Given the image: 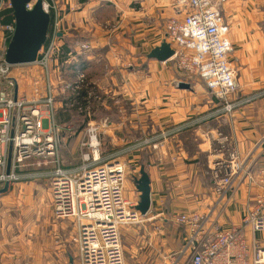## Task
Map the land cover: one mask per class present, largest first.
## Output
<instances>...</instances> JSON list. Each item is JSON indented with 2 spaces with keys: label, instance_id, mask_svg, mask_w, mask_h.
I'll list each match as a JSON object with an SVG mask.
<instances>
[{
  "label": "crops",
  "instance_id": "obj_1",
  "mask_svg": "<svg viewBox=\"0 0 264 264\" xmlns=\"http://www.w3.org/2000/svg\"><path fill=\"white\" fill-rule=\"evenodd\" d=\"M46 2L58 14V43L68 53V62L54 75L57 100L72 94L62 90L59 76L73 82L80 70L100 91H108V106L111 95L117 101L130 102V111H122L121 117L111 121L107 107L103 117L97 116L96 121L108 118L106 131H115L109 134L110 150H117L118 154L120 148H132L122 160L135 157L139 170L144 166L142 158L146 161L145 169L151 179L149 214L153 220L170 223L178 231L174 250L182 246L186 234L171 222L175 213L189 212L205 202L213 208L209 220L218 224L215 226L240 224L256 187L249 190L241 184L229 191L230 200L224 205L225 198L219 201L213 191L211 170L217 158L225 157L226 148L239 149L243 156H248L258 147L251 158L255 166L264 167V0H214L230 25V68L238 80L236 97L254 96L231 114L223 111V104L201 79L188 80L172 61L146 56L167 40L166 24L174 14L175 0ZM2 19L0 15V37L7 25ZM84 43L91 46L87 52L81 50ZM181 82L190 87L181 88ZM62 109L59 106L57 119L69 125L66 116L74 111L63 112L60 117ZM77 136L81 141V135ZM223 137L227 141L221 154L219 144ZM146 140L148 144L143 143ZM27 179L41 182L45 178ZM16 186L9 185L8 191L0 192V216L5 217L2 223L0 220V264H80L74 242L76 220H33L32 232L26 239L13 233L18 221L9 220L8 199L19 188ZM19 189L36 192L39 186L33 183ZM126 230L129 229L124 228L123 232ZM257 237L264 240L260 233Z\"/></svg>",
  "mask_w": 264,
  "mask_h": 264
},
{
  "label": "built area",
  "instance_id": "obj_2",
  "mask_svg": "<svg viewBox=\"0 0 264 264\" xmlns=\"http://www.w3.org/2000/svg\"><path fill=\"white\" fill-rule=\"evenodd\" d=\"M33 6L34 1L26 5L27 9ZM46 8L54 14L52 36L37 62L29 64L42 70L31 92L22 86L18 75L25 65H10L5 59L14 23L5 25L0 37V190L6 183L12 185L27 177L47 178L55 218L77 221L74 242L80 264H127L124 228L141 229L153 222V217L138 210V197L125 196L127 165L117 155L102 154L100 128L110 122L108 118L96 121V107L100 103L106 106L108 101L102 98L108 99V91H100L85 71L78 70L73 82L59 76L62 90L72 94L64 93L61 101L57 100L54 75L68 61L58 43V14L47 2ZM3 9H12L10 0H0V12ZM229 33L230 25L214 0H175L174 14L166 24L167 41L174 49L168 61L188 80L201 79L223 104V111L231 114L254 96L236 97L238 85L230 68L233 46ZM90 48L89 43L81 45L83 52ZM59 106L91 119L80 141L81 163L74 168L62 162L58 130L64 129L67 136L72 126L58 121ZM226 141L225 137L220 140L221 154ZM257 148L248 156L239 149L226 148L225 157L212 164L213 191L219 201L225 198L224 205L230 200L229 191L241 184L249 190L256 187L240 224L215 226L218 224L209 220L213 208L201 203L172 217L173 225L186 233L178 250H158L155 260L134 264H264V240L257 237L259 233L264 236V167L255 166L251 158ZM155 229L161 232L163 225L157 224Z\"/></svg>",
  "mask_w": 264,
  "mask_h": 264
},
{
  "label": "rangeland",
  "instance_id": "obj_3",
  "mask_svg": "<svg viewBox=\"0 0 264 264\" xmlns=\"http://www.w3.org/2000/svg\"><path fill=\"white\" fill-rule=\"evenodd\" d=\"M50 36H52V30H50ZM13 74L17 75V70ZM18 75L22 86L25 89L29 88V92H31V86L33 85L34 79L41 77L42 70L35 65H25L20 68ZM26 76L28 77L27 80ZM106 98L107 97L103 96L102 100L106 102ZM108 105L109 102L106 103L105 107L104 104L101 103L99 106L96 105V110H98L97 116L103 117V109L110 107L111 121L121 117L122 111L128 113L132 107L130 102L117 101V98L112 95L110 96V106ZM66 117L68 118L67 121H70L69 123L72 127L70 129V134L65 137L66 140L60 145L62 162L66 166H77V164L80 163V137L77 135H81L82 138L86 136L91 119L84 114H76L74 112ZM107 129V126L100 128L103 143L102 154L105 156L111 151L110 154L117 155V157H120V160L127 165L124 194L129 198H136L138 197L137 195H139V192L136 189L135 177L140 176L139 164L136 162L135 157L130 156L125 159V161L121 158L132 152V148L128 149V147L125 146L124 151L120 148L118 154L117 150H110V146L112 147V145H109V134H113L115 131H110L109 133V131H106ZM33 183L39 186V189L36 192L19 189L21 185L26 186L32 185ZM15 185L19 186V188L12 191L8 199L11 201V214L9 220H12V223L13 220L18 221L16 223L17 226L13 228V233H17L16 235L18 238L26 239L28 237V234L32 232L31 227L33 220H59L55 218L53 213L50 180L45 178L41 182H30L28 179H23L16 181ZM4 218L5 217L0 216L1 223ZM66 219L75 220L73 218ZM66 219L64 218L62 220ZM159 223L163 225L161 232H157L155 229L156 225ZM177 233L178 231L172 228L170 223L167 225H165V223L163 224V220H153V222H148L145 226L141 227V229L132 228L126 230V232H123L122 238L127 264H134L141 261H153L156 259V252H158V250H163L164 248L167 251H173V246L176 244L175 238ZM179 234L181 235V232H179ZM163 244H166V246L163 247Z\"/></svg>",
  "mask_w": 264,
  "mask_h": 264
},
{
  "label": "water",
  "instance_id": "obj_4",
  "mask_svg": "<svg viewBox=\"0 0 264 264\" xmlns=\"http://www.w3.org/2000/svg\"><path fill=\"white\" fill-rule=\"evenodd\" d=\"M13 16L14 31L8 43L5 54L6 62L10 65H29L37 62L41 49L50 38V30L53 24V16L46 8L45 0H10ZM34 1L32 9H27V3ZM174 54V49L167 40L153 48L146 56L149 59L166 62ZM238 85V80L235 78ZM181 88H189L185 82L180 83ZM66 136L64 129L58 130L59 142L62 144ZM136 189L139 192L138 210L146 214L151 208V179L145 169L140 168V176L135 177ZM9 190L6 183L1 193Z\"/></svg>",
  "mask_w": 264,
  "mask_h": 264
},
{
  "label": "trees",
  "instance_id": "obj_5",
  "mask_svg": "<svg viewBox=\"0 0 264 264\" xmlns=\"http://www.w3.org/2000/svg\"><path fill=\"white\" fill-rule=\"evenodd\" d=\"M0 15H1V17L3 18L2 19V22L4 23V24H10V23H14V16H13V11H12V9H3L1 12H0ZM63 51H64V49H63ZM68 55V53H66L65 52V56H67ZM82 93H84V91L82 92ZM63 112H68V110H66L65 108H63L62 109V111H61V113L59 114V116L61 115V114H63ZM61 117V116H60ZM62 123V122H61ZM146 163V161L142 158V161H141V164L142 165H146L145 164Z\"/></svg>",
  "mask_w": 264,
  "mask_h": 264
}]
</instances>
